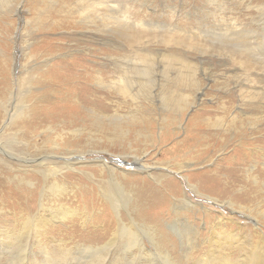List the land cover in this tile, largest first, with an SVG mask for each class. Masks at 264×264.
<instances>
[{
  "label": "rangeland",
  "instance_id": "obj_1",
  "mask_svg": "<svg viewBox=\"0 0 264 264\" xmlns=\"http://www.w3.org/2000/svg\"><path fill=\"white\" fill-rule=\"evenodd\" d=\"M94 1L0 0V232L11 233V240L0 236V264H85L82 260L90 262L95 252L83 250L84 246L94 248L105 244L106 236L102 234H107L108 229L113 228L107 221L111 220L110 213L96 195L95 180L92 184L85 176L75 172H65L64 179L68 181L67 188L74 190L77 199L72 202L63 198L60 201L69 207L80 204L79 207L89 216L86 223L83 226H80V222H76V225H55L47 233L53 237V241L45 240L39 244L31 230L26 229L29 234L25 236L21 234L24 227H30L27 218L33 214H49L46 206L38 209L39 200L46 204L47 199L43 193L44 177L33 172V160L52 155L49 144L53 136L44 132L47 127L59 132L63 128L79 126L83 120L85 128L90 130L91 120L86 110L93 108L96 112L109 115L114 110L126 113L125 104L128 103H124L125 99L115 95L114 90L101 87L110 80L117 82L119 66L121 69L136 65L141 67L142 63L136 55L138 50L151 56L155 68L151 72L156 74V78V71L163 66V54H181L195 67L196 81L203 93V104L197 110L199 115L195 123L186 124V130L179 134L177 141L182 142L177 145L174 142L176 139L170 138L173 135L172 128H175L172 125L166 130L168 134L159 137L157 126L153 123L140 129L137 135L134 133L136 127H128L131 131L127 135L128 141L122 143L112 140L110 134L107 136L111 141H106L109 139L104 135L107 131L105 127L103 136L99 137L106 136L107 139L102 142L78 141L77 138L66 142L70 148L78 145L72 149L85 154L89 164L79 168L94 173L97 182H100V176L94 162L100 161L101 157L126 154L129 147L127 142L139 155L142 151L147 152L144 161L148 165L155 162L154 175L161 173V168H167V161H193V165L201 161L187 175L191 182H197L191 175L202 173L205 181L212 184L206 190L207 194L215 198L218 204L207 203L214 212H209L207 216H203L204 213L196 215L204 224L201 225L200 221H194V224L204 227L219 224L216 212L222 214L225 221L218 231L229 230L238 236L237 241L223 247V251L217 248V252L219 257L224 254L235 264L248 254V245L264 243L263 218L258 219L253 212L252 215L258 219L255 224L251 218L225 206L230 200L236 206L264 210V0H99L101 5ZM79 2L89 4L91 11L88 15L91 13V18L96 16L103 22L97 26L88 24L86 14L82 15L84 5ZM85 23L90 31L85 28ZM232 24L237 26L234 30L244 29L246 33L233 34L228 26ZM101 25H105V28L99 29ZM172 32H177L192 47L198 43L205 46L194 49L164 44ZM133 33L136 39L129 44L126 40ZM220 40L232 49H218L207 44ZM99 78L103 80L101 85L97 84ZM151 85H155V82ZM250 93L254 94L251 104L248 98ZM7 113L11 115V118L8 117L10 125L9 122H3ZM234 117L232 124L231 119ZM218 120L223 125H219ZM45 138L46 141L41 143ZM27 143L29 145L26 146ZM101 149L111 153L100 156L93 153ZM115 166L125 172L135 171V167L127 161ZM173 167L169 172L170 175L174 173L173 177L176 175L177 186L174 191H185L192 200L205 203L204 197L199 198L188 187L186 189L183 177ZM193 168L199 171L194 172ZM49 178L56 179L52 176ZM133 179L129 178L128 181L137 182L135 193L140 200H147L151 194L158 199L160 196L165 198L154 215L158 218L167 217L166 212L171 204L166 194L168 182L158 186L140 175ZM51 180L46 179L45 183ZM27 181L32 185H27ZM128 181H124L126 185ZM173 181L176 184L174 178ZM149 212L153 214V210ZM189 217L194 218L191 215ZM156 221L160 224L159 220ZM105 224L108 226L105 227ZM15 236L21 237L12 240ZM118 243L121 241H116L104 250L101 262L91 264L131 262L134 249L123 248ZM44 246L48 253L43 250ZM146 246L153 249L148 243ZM166 246L170 253L162 256L160 249L159 252H151L147 258L142 257L139 263L173 264L172 258L182 247L180 244ZM193 247L187 251L188 257L184 258L187 261L181 258L182 255H177L181 259L179 262L206 264L204 255L207 246L200 244L199 247ZM126 250L129 252L125 253Z\"/></svg>",
  "mask_w": 264,
  "mask_h": 264
},
{
  "label": "bare ground",
  "instance_id": "obj_2",
  "mask_svg": "<svg viewBox=\"0 0 264 264\" xmlns=\"http://www.w3.org/2000/svg\"><path fill=\"white\" fill-rule=\"evenodd\" d=\"M94 2L98 5L102 4L99 0H95ZM79 3L81 4L82 2ZM82 4L84 5V14L82 15L86 14L85 16L86 22L94 26L100 25L98 23H102L103 22L102 19H98L96 16H93L91 18L90 16L92 15L91 13L90 15H88V12L91 11V6L89 4H84V3ZM87 23H85V28L87 27ZM143 25H148V24L143 23ZM228 26L231 28L233 34L236 32L243 34L246 33V30L244 29H240L238 31L234 30L237 27L234 24ZM100 28L104 29L105 25H101L99 29ZM86 29L88 30V28ZM172 29L177 30L178 32L180 31L175 28ZM176 33L172 32V35L170 34L168 36L169 39L164 41V44L167 45L173 44L175 47H179V48H194V49H200V45L205 46L201 43H198V44H194L195 46L192 47L191 44L189 43L186 44V42L183 41L185 39H183L180 35ZM135 39L136 37L134 36L133 33L127 38L126 42L130 44ZM224 42L225 41H221V40L218 41L217 43H215L214 41H209L207 44L210 45V47H215L218 49L220 48H224L225 50L232 49L230 45L228 46L224 44ZM136 55L137 58H139V62L142 63L141 67L138 68L136 65L135 66L136 68L132 66V68L123 67L121 69V66H119L120 71L119 70L118 72L116 71L118 74L120 73L119 79H116L117 82L115 83L110 80L106 83V86L104 83V85L101 87L103 89L108 88L109 90L112 91L114 90L115 95H121V97L125 99L124 103H128L125 104L127 105L126 113H122V112L119 113L118 110H114L113 113L109 115V114L96 112L94 111L95 109L93 108L91 110H86L91 120L92 129L90 130L85 128L84 121L82 120L81 124L74 128H70V129L63 128L59 132H54L53 130L50 129V127H47V129L44 131V132H48L50 137L53 136L52 137L53 141H50L49 144L51 145L52 148L51 150L52 155L50 154L51 157L43 156V157H39L37 160L36 159L33 160L35 165L32 167L34 169L33 172H35L38 175H43L42 177H44L43 193L45 199H47V203L42 204L43 201L39 200L38 209H41L42 207L46 206V208H49L48 210L49 214L48 215L33 214L32 216H30V218H27L26 220L27 225H30V227H24L23 228L24 231H22L21 234L25 236L29 234V231L31 230L32 234L34 235L35 241L39 244L40 242L45 240H46L45 242L53 241V237H50L49 235H47V233L48 231L50 233V230L55 225H62V226H66L68 224L76 225L77 224L76 222H80V226H83L86 223L89 216L82 207H79L80 204L75 207L74 206L69 207L70 205L67 206L60 201L63 198L64 200L67 201L72 200V202L73 200L77 199L74 190L67 188L68 181L64 179L65 172H71V173L75 172L79 175L85 176V178H87L90 182H92V184H94V180H95L96 195L100 200L101 204H105V208H106L105 210L110 213L111 220H107V221H109L110 225L113 226V228L108 229L107 234L105 233L102 234L106 236L104 238L105 239L104 241H106L105 244L94 248L92 247L93 249L90 246L89 247L84 246L83 250H92L93 253L95 252L94 255L92 256L93 258L91 257L92 260L90 262L87 260H82V258H79L85 264H91L95 261L96 262L100 261L101 256L104 254L103 253L104 250H106L107 247H111L112 245H114L116 241H121V243L118 244H120V246L123 248L131 250L132 247L134 249L133 250L134 253L132 254L133 259L131 262H128L127 264H140L139 260L142 257L147 258V256L151 254V252L153 253H155V251L159 252L160 249L162 250V256H165L166 254L170 253L166 245L174 247L176 244H180L182 248L180 249L179 253L177 252L175 254V257L172 258L173 264H181L179 262V260L181 259L177 257L178 254L180 256L182 255L181 258L187 261L188 259H184L188 257L187 251L190 250L193 247V245H197V247H199L200 244L207 246V249L205 250V252L207 253L204 255L207 259L206 264L209 263L234 264V260H229L225 258L224 254L223 255L220 254L219 257L217 248L220 249L222 248L221 249L222 251L225 250L223 249V247L229 246L231 245V243L237 241L236 236H238V234L235 232H231L229 230L228 232L218 231L219 229L222 228L220 226L221 223L225 221V218L222 216V214L218 212L216 213L218 215L217 222L219 224L217 223H215V225L208 224V226L205 227L201 226L204 224V222L199 217L196 216L202 213H204L203 216H207L209 212H214L207 206L209 205L207 203H211V202L217 203L216 202L217 200L215 198H211L209 197L210 195L207 194L206 190L208 188H211L210 186L212 184H208L205 181L204 176H202V173L191 175V177L195 178L197 182H191L189 180V175H187L189 174V170L192 169L193 166L200 164L201 161L200 163L197 161L194 162V165L192 164L193 161L192 162L167 161V163H165L167 165V168H161L160 169L161 173H157L156 175H154V170L156 168L155 165L153 164L155 162L152 163V165H148L144 161V159L147 157L146 156L147 152L142 151L139 155V153H137L136 150L133 149L131 145L128 144L127 142V145L129 147L127 149L126 154L101 157L100 161L98 160L94 162V164L98 168V173L100 176V182H97L96 175L94 173H90L88 171L87 172L82 171L79 168L89 164L86 160V157H84L85 154L83 155L82 152L78 151L77 149H72L74 147H78V145L76 146L74 145L72 148H70V146H68V142H66L68 140L69 141L74 140L75 138H77L78 141L79 139L81 140L83 139L85 142H92V141L102 142L103 140H106L108 137L107 135L110 134L112 135V140L122 143L128 141L127 135L129 134V132H131L130 130H128V127L130 126L136 127L134 133L137 135L140 133V129H143V127L150 125L152 123L155 126H157L158 132L157 131L156 132L158 133L159 137L163 135L165 136L166 133L168 134L166 130L169 126L172 125L175 128H172L173 135L172 136L170 135V138L176 139L174 142L175 144L177 143V145H179L182 142L181 140L177 141V138H179L180 136L179 134L182 131L184 132L186 130V124H190L191 122L193 124L195 123L196 117L199 115L197 110L203 104L202 101L203 93L201 92V87H199L196 81L197 75L195 73L194 65L190 64L188 59L182 56L181 54H176V53H168L167 55L163 54L162 55V60L164 61L162 64L163 66L156 71L158 73V78H156V74L153 75V72H151L155 70V68L153 69L154 66H152L153 60L150 58L151 56L148 54L145 55L140 53V50L137 51ZM28 57L30 58V55ZM257 65L260 68L263 67L262 65L259 64ZM43 66L45 65L43 64ZM46 71H47V67L45 68L44 72L46 73ZM147 71L149 72L147 73ZM98 81L99 83L96 82L98 85L103 84L102 79ZM152 82H155V85H151ZM253 97H254L253 93L248 94L250 104L251 101L253 100ZM41 100H39V102ZM8 115L9 113L6 114L7 118H5L3 122L10 121L8 117L11 118V115L9 116ZM233 119H235V117L231 119L232 124L234 121ZM215 122H213L212 124L213 126ZM218 122L219 125H223L221 124V120H218ZM10 124L11 122H9V125ZM104 127L107 129V131H105L104 134L107 136L104 137L105 139L99 137V136H103L102 133H104ZM108 127L110 128L108 129ZM162 132L164 133L162 134ZM46 139L47 138H45L44 141H40V142L44 143ZM108 139L109 140L106 141L110 142L111 139L109 137ZM27 145H29V143H27L26 146ZM63 146L66 148L62 149L61 147ZM55 150L58 151L56 152V154H55ZM93 153H96L97 156H100L101 154L104 155L106 153H111V151L101 149L95 152L93 151ZM26 158L28 157L26 156ZM96 159L99 158L97 157ZM26 161L30 162L29 159H27ZM26 161L25 163L26 165H28ZM126 161L130 162L132 167H135V171L125 172L123 171V169H119V167L115 166V164L116 165L123 164ZM171 164L172 166H174L173 168L175 169L176 173H178L179 175H181V177H183L186 189L188 187L190 191L199 198L204 197L205 203H202L200 199L199 202L192 200L189 196H187L185 191L182 193L174 191L177 186V180L175 178L176 175L175 177H173L174 173L170 175L171 172H169V169L171 170L172 168ZM198 171H199L198 169L196 171L194 169V172H198ZM24 172H26L25 169ZM210 174L211 175L213 174L212 170L210 171ZM137 175H140L142 178H147L149 181L153 182L158 186H161L162 182H168L167 185L168 189L166 191L168 193L166 194L170 197L171 204L169 205L168 211L166 212L167 217L158 218L155 216L156 215L155 213L157 212L156 208H158L160 205L163 204L162 201L165 198L160 196V198L158 199L156 195L151 194L148 196L147 200L142 201L140 200L139 196L136 195L135 189L136 187H138V184L135 181H128V179L129 178L133 179V177ZM46 176L47 178H45ZM50 176L56 179L51 180V178H49ZM99 176L97 178L98 180H99ZM173 178L175 179L176 184L173 181ZM46 179H50L51 181L49 183L47 182L48 184H46L45 183ZM124 181H128V185H126ZM26 184L29 186L32 185V183L29 181H27ZM253 184L256 185V183L254 182ZM157 200H159V203H156ZM225 206L230 207L231 209H233V211H237L239 215L242 216L245 215L244 217L251 218L255 224L258 223L259 217L264 219V210L261 209L258 210L259 207L256 209H250L247 206H240V205L236 206L235 202H232L230 200L226 202ZM151 210H153V214L149 212ZM101 211L102 210H99V212ZM253 212L256 213L258 219L256 218V216L252 215ZM189 215L193 216L194 218L190 219ZM209 217L210 215L208 216V218ZM156 220H159L160 224ZM194 221L196 222L200 221L202 224L196 226L194 224ZM106 226L108 225L105 224V227ZM105 227L103 229L104 231L106 229ZM26 229H28L29 231H27ZM4 233L0 232V236L2 237L5 236L6 240L7 238L10 239L11 233L10 234L8 232H4ZM18 237L15 236L14 238H12V240L17 239ZM146 243L152 245L153 249L147 247ZM43 250L46 253H48L45 246ZM246 251L248 254L244 258L238 261L236 260L237 262H235V264H264V243L260 244L257 242V244L251 246L248 245ZM126 252H129V250H126L125 253ZM84 258L86 259L85 256ZM103 260L105 262L104 258ZM230 261L232 262L230 263Z\"/></svg>",
  "mask_w": 264,
  "mask_h": 264
}]
</instances>
